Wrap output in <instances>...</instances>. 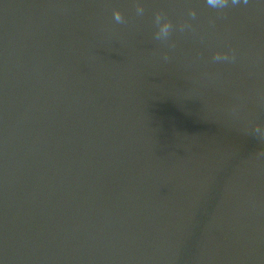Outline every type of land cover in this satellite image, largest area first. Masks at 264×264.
<instances>
[{
    "label": "water",
    "instance_id": "water-1",
    "mask_svg": "<svg viewBox=\"0 0 264 264\" xmlns=\"http://www.w3.org/2000/svg\"><path fill=\"white\" fill-rule=\"evenodd\" d=\"M0 264H264V0H0Z\"/></svg>",
    "mask_w": 264,
    "mask_h": 264
},
{
    "label": "clouds",
    "instance_id": "clouds-1",
    "mask_svg": "<svg viewBox=\"0 0 264 264\" xmlns=\"http://www.w3.org/2000/svg\"><path fill=\"white\" fill-rule=\"evenodd\" d=\"M224 2H225V0H207L208 5L211 8H214V9L223 7ZM138 12L142 13V10H138ZM115 18L117 20L120 19V17L118 15ZM154 20H155V24L158 27V31L156 33V38L157 39L166 38L168 33H169V30H170V25L168 23H162L161 22V17L159 15H156ZM215 59L218 60V61L219 60H226V59H228V57H226V56H217V57H215Z\"/></svg>",
    "mask_w": 264,
    "mask_h": 264
}]
</instances>
